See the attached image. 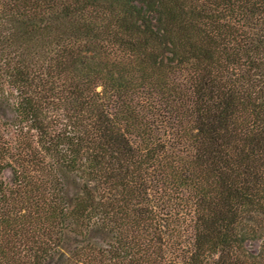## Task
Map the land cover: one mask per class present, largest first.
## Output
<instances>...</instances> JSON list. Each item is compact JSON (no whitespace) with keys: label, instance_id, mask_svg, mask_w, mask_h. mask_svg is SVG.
<instances>
[{"label":"trees","instance_id":"1","mask_svg":"<svg viewBox=\"0 0 264 264\" xmlns=\"http://www.w3.org/2000/svg\"><path fill=\"white\" fill-rule=\"evenodd\" d=\"M0 264H264V0H0Z\"/></svg>","mask_w":264,"mask_h":264},{"label":"rangeland","instance_id":"2","mask_svg":"<svg viewBox=\"0 0 264 264\" xmlns=\"http://www.w3.org/2000/svg\"><path fill=\"white\" fill-rule=\"evenodd\" d=\"M5 179L9 178V173L6 172L4 175ZM246 249L251 253H256L259 249V242H247L245 244Z\"/></svg>","mask_w":264,"mask_h":264}]
</instances>
